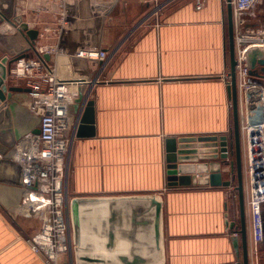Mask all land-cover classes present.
<instances>
[{
	"label": "crops",
	"instance_id": "obj_1",
	"mask_svg": "<svg viewBox=\"0 0 264 264\" xmlns=\"http://www.w3.org/2000/svg\"><path fill=\"white\" fill-rule=\"evenodd\" d=\"M153 1L65 0L77 24V42L106 50L108 59L102 64L43 55L68 80L101 81L81 87L87 101H93L94 135L74 136L70 150L67 209L72 248L65 262L75 264L71 200L78 199L83 205L77 242L84 254L107 261L103 264L132 261L133 244H144L139 257H133L144 261L140 264H243L236 179L228 188L193 184L169 189L166 176V140L228 136L232 129L225 78L230 70L227 3L203 0L201 10H196L195 0H157L161 10L155 19ZM92 2L103 15L102 28L88 15ZM15 3L26 12L13 15ZM46 6L47 13H35ZM57 9L51 0H0V16L10 21L4 24L6 33H0V60L35 58L44 45L69 46L67 37L39 35L54 24ZM16 17L38 32L37 39L11 31ZM1 23L0 19V27ZM8 83L26 88L9 77ZM15 96L23 106L17 129L29 134L36 120L29 111L28 95ZM255 101L262 107L259 98ZM241 144L243 157L242 137ZM195 149L196 179L219 168L222 180H231L230 167L216 159L212 144H197ZM149 196L162 202L159 254L149 251V243L142 239L147 228L132 234V198ZM21 197L14 169L1 167L0 264H45L29 245L40 221L21 216ZM244 206L249 264H264V245L257 254L251 251L245 196Z\"/></svg>",
	"mask_w": 264,
	"mask_h": 264
},
{
	"label": "built area",
	"instance_id": "obj_2",
	"mask_svg": "<svg viewBox=\"0 0 264 264\" xmlns=\"http://www.w3.org/2000/svg\"><path fill=\"white\" fill-rule=\"evenodd\" d=\"M51 1L58 7L54 24L44 27L39 35L44 39L67 37L69 46L44 45L36 50L37 57L22 56L10 69L8 77L13 82L22 81L29 90V111L39 119L38 134H27L18 141L12 161L22 171L20 214L25 219L40 221L39 230L29 239L32 252L41 255L45 264H66L72 248L67 209L69 155L78 124V117L71 113V108L81 87L97 85L101 81L68 80L58 75L56 67L43 55L103 64L108 59V52L80 45L77 24L65 0ZM157 2L153 1L156 4L152 13L155 19L161 10ZM263 2L231 0L239 128L243 141V187L250 246L254 254L264 245V77L259 65L252 74L250 60L253 53L257 54V60H264V9H260ZM96 7L97 4L92 2L88 15L97 27L102 28L103 15ZM202 7L203 0H195L196 10ZM12 11L13 15L26 12L18 3L13 5ZM48 11L47 6L38 7L35 13ZM0 19V33L5 34L3 27L9 20L4 15ZM11 31L19 33L20 25L13 24ZM225 78L229 85V74ZM256 98L262 107L255 105ZM3 159L0 145V161Z\"/></svg>",
	"mask_w": 264,
	"mask_h": 264
},
{
	"label": "water",
	"instance_id": "obj_3",
	"mask_svg": "<svg viewBox=\"0 0 264 264\" xmlns=\"http://www.w3.org/2000/svg\"><path fill=\"white\" fill-rule=\"evenodd\" d=\"M227 3V28H228V57H229V78L230 82L227 85V91L232 106L233 126L228 136H212V137H188L180 139H168L165 141L166 152V176L167 187L170 188H187L195 185L211 186V187H225L228 188L235 181H237L236 190L239 199L240 211V237L243 264H249L248 257V244H247V231H246V218L244 206V187H243V170H242V144L239 128V112H238V93L236 86L235 75V53H234V39H233V25H232V7L231 0H226ZM14 22L20 25L21 32L25 33L30 40L37 39L38 32L29 30L26 23L22 22L21 17L13 19ZM22 56L8 59L7 57L0 60V145L1 152L4 154V159L0 161L1 167H12L16 174L17 184L22 186V171L21 167L12 161L16 155L15 143L17 140L22 139L27 132L20 133L17 129V116L22 111V105L18 98V94H27V88L11 86L8 83V76L12 65ZM48 59V56H45ZM257 54L253 53L250 63L252 74L255 71L256 65L262 67L261 71L264 77V60H257ZM28 100H30L28 95ZM72 114L78 116V124L75 136L78 138L91 137L94 135V105L93 101H87L82 92L78 93V97L72 106ZM82 107V108H81ZM82 109V112L79 110ZM36 124L34 129L29 134H38L39 119L35 117ZM212 144L214 146V154L216 159L222 160V165L230 167L231 180L223 181L220 169H215L210 172L207 178L198 177L196 179V165L195 161L198 160L196 147L197 144ZM232 158V161H229ZM81 200H71V221L74 230V251H75V264H103L107 261L98 260L90 257L87 252L84 254V248L77 242L79 235V219ZM112 214V213H111ZM162 202L155 196L149 197H133L132 198V234L138 228H147V235L143 240H146L149 245L147 249L153 252H161V215ZM112 216V215H111ZM112 218V217H111ZM232 224V223H231ZM134 226L136 228H134ZM234 227V223L231 225ZM138 232V231H137ZM234 249L238 253V239H233ZM144 247V244L137 246L132 245V261L122 259L121 264H140L144 263L141 259H133L134 256L139 257V252ZM86 249V248H85ZM87 251V249H86ZM72 260V259H71Z\"/></svg>",
	"mask_w": 264,
	"mask_h": 264
},
{
	"label": "rangeland",
	"instance_id": "obj_4",
	"mask_svg": "<svg viewBox=\"0 0 264 264\" xmlns=\"http://www.w3.org/2000/svg\"><path fill=\"white\" fill-rule=\"evenodd\" d=\"M264 9V2L262 3V5L260 6V9ZM263 93H264V89H263Z\"/></svg>",
	"mask_w": 264,
	"mask_h": 264
},
{
	"label": "bare ground",
	"instance_id": "obj_5",
	"mask_svg": "<svg viewBox=\"0 0 264 264\" xmlns=\"http://www.w3.org/2000/svg\"><path fill=\"white\" fill-rule=\"evenodd\" d=\"M3 30H4V28H3Z\"/></svg>",
	"mask_w": 264,
	"mask_h": 264
}]
</instances>
